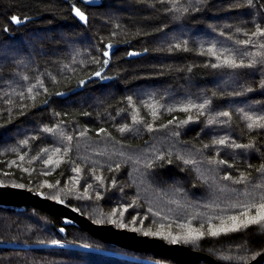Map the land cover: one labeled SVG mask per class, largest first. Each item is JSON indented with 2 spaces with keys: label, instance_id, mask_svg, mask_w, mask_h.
<instances>
[{
  "label": "trees",
  "instance_id": "16d2710c",
  "mask_svg": "<svg viewBox=\"0 0 264 264\" xmlns=\"http://www.w3.org/2000/svg\"><path fill=\"white\" fill-rule=\"evenodd\" d=\"M257 28L264 0H0V182L62 199L96 223L247 264L264 252V227L208 230L246 220V210L254 217L245 206L264 197V127H249L264 124ZM190 229L204 235L186 242ZM0 264L186 263L28 207L0 208Z\"/></svg>",
  "mask_w": 264,
  "mask_h": 264
},
{
  "label": "water",
  "instance_id": "95a60500",
  "mask_svg": "<svg viewBox=\"0 0 264 264\" xmlns=\"http://www.w3.org/2000/svg\"><path fill=\"white\" fill-rule=\"evenodd\" d=\"M82 3L89 6H95L98 0H81ZM74 9H79L85 16V20H80L75 15ZM73 15L81 22H86L87 14L77 5L73 6ZM110 58L112 53L111 46H106ZM145 54V51L129 50L126 58H135ZM88 80V79H86ZM75 88L73 91H77ZM28 207L38 208L47 211L59 218L64 226H75L85 230L94 237L117 247H121L134 252L156 253L171 259L186 263L196 264L200 261H209L214 264H222L205 253L194 250L188 245L182 243L168 242L165 239L138 234L136 231L125 227H118L114 223H96L86 216L78 208L68 204L59 198H50L42 191L26 188L20 185L6 184L0 182V208L10 211H23ZM264 261V252L252 259L247 264H259Z\"/></svg>",
  "mask_w": 264,
  "mask_h": 264
},
{
  "label": "snow or ice",
  "instance_id": "6c2138e0",
  "mask_svg": "<svg viewBox=\"0 0 264 264\" xmlns=\"http://www.w3.org/2000/svg\"><path fill=\"white\" fill-rule=\"evenodd\" d=\"M74 12H75V15L80 18V20L86 19L84 14L79 9H74ZM12 20H13V22H19L16 17H13ZM257 34L264 35V29L257 28V32L253 33L252 35H257ZM245 43H247V42H245ZM104 55L107 56L108 53L105 52ZM233 66H235V65L233 64ZM96 75H99V73H96ZM199 107L203 108L204 105H200ZM221 115L227 116L228 113L227 112L221 113ZM248 119L252 120L253 118L248 117ZM257 119L262 120L264 118H257ZM254 125L264 127V124H259V123H257V121H254L253 124H249V127L251 128ZM121 131H123V129H121ZM218 143L223 144L224 141L220 140V141H218ZM237 147H241V145H237ZM242 147H249V145H243ZM46 163H51V160L46 161ZM75 171H79V169H76ZM225 179H228V177H225ZM261 201L262 202H260L258 204H250V205L245 206L246 209H250V208L257 209V213L254 217H249L248 212L246 210L240 214L242 217H247L246 220H240V218L237 216L228 217V220H230L232 222L231 227L226 226L225 221L222 220L221 226L218 229L216 228V226L210 225L209 230H208V234L211 236H216L220 232L237 231L241 227L246 228L252 224H260L262 227H264V197H261ZM145 235H149V233L146 232ZM153 235H160V233H153ZM203 235H204L203 232H199V231H195V230L190 229L189 232L187 233V235L185 237H183V239L186 242L189 240L195 241V240L200 239ZM177 239H179V238H173L171 242L173 244H175V243H177ZM52 243L55 244V243H58V241H53Z\"/></svg>",
  "mask_w": 264,
  "mask_h": 264
},
{
  "label": "rangeland",
  "instance_id": "374dc122",
  "mask_svg": "<svg viewBox=\"0 0 264 264\" xmlns=\"http://www.w3.org/2000/svg\"><path fill=\"white\" fill-rule=\"evenodd\" d=\"M104 251L109 252V253H115V254H118V255H122V256H125V257L132 258V259H139L138 256H136L134 254L127 253V252H122V251L113 250V249H104ZM144 260L150 262L149 259H144ZM161 263H164V262H161Z\"/></svg>",
  "mask_w": 264,
  "mask_h": 264
}]
</instances>
